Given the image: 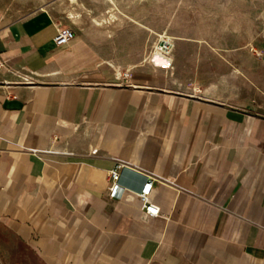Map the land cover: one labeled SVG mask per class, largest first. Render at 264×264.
<instances>
[{"label":"crops","instance_id":"obj_1","mask_svg":"<svg viewBox=\"0 0 264 264\" xmlns=\"http://www.w3.org/2000/svg\"><path fill=\"white\" fill-rule=\"evenodd\" d=\"M64 26L0 14V241L43 264H264V103L178 89L76 29L57 45Z\"/></svg>","mask_w":264,"mask_h":264},{"label":"rangeland","instance_id":"obj_2","mask_svg":"<svg viewBox=\"0 0 264 264\" xmlns=\"http://www.w3.org/2000/svg\"><path fill=\"white\" fill-rule=\"evenodd\" d=\"M47 9L109 59L156 66L178 89L264 103V0H0V14ZM174 43L164 56L158 48ZM0 264H43L0 241Z\"/></svg>","mask_w":264,"mask_h":264},{"label":"built area","instance_id":"obj_3","mask_svg":"<svg viewBox=\"0 0 264 264\" xmlns=\"http://www.w3.org/2000/svg\"><path fill=\"white\" fill-rule=\"evenodd\" d=\"M76 37V31L70 26L60 27L58 34L55 37L57 45H64L69 43ZM167 41V40H165ZM170 43V41H168ZM130 72H125L124 76L128 77ZM126 167V164L120 162L109 172L110 187L109 194L112 198H123L127 190V187L122 183V169ZM156 176L149 174L143 186L138 190L137 195L142 205L145 214L149 217H156L161 215V206L157 204L153 198L154 183Z\"/></svg>","mask_w":264,"mask_h":264},{"label":"bare ground","instance_id":"obj_4","mask_svg":"<svg viewBox=\"0 0 264 264\" xmlns=\"http://www.w3.org/2000/svg\"><path fill=\"white\" fill-rule=\"evenodd\" d=\"M168 41L170 40H167V41H163L162 44H160V46L158 47L160 50H161V53L166 56H170L169 53H170V50L172 47H174V43L172 41H170V43H168Z\"/></svg>","mask_w":264,"mask_h":264}]
</instances>
